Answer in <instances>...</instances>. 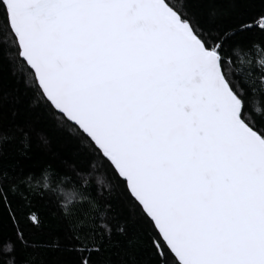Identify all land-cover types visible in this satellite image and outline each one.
<instances>
[{
	"label": "snow or ice",
	"instance_id": "1",
	"mask_svg": "<svg viewBox=\"0 0 264 264\" xmlns=\"http://www.w3.org/2000/svg\"><path fill=\"white\" fill-rule=\"evenodd\" d=\"M6 227V264H264V0H0Z\"/></svg>",
	"mask_w": 264,
	"mask_h": 264
},
{
	"label": "trees",
	"instance_id": "2",
	"mask_svg": "<svg viewBox=\"0 0 264 264\" xmlns=\"http://www.w3.org/2000/svg\"><path fill=\"white\" fill-rule=\"evenodd\" d=\"M239 58H243L244 60H249L251 59L253 62H258L262 57L257 54L253 53L250 54L249 56H244L243 53L239 54ZM45 133L47 134V130L45 129ZM61 143L59 138H53L52 139V149L56 150L57 145ZM35 151H39L41 153L47 152L48 149L40 147L38 149H34ZM53 163H58V160L52 161ZM48 206V201L47 200H39L37 203V207L40 208L41 210H45ZM11 240L13 245L15 246V237L12 235L11 230L9 228H5L3 230V233L0 234V264H6V262L9 259H12L13 257L16 256L15 251H7L6 250V245L7 243Z\"/></svg>",
	"mask_w": 264,
	"mask_h": 264
}]
</instances>
